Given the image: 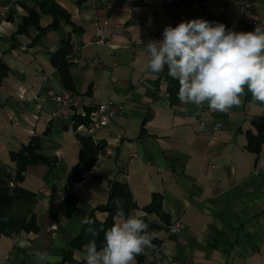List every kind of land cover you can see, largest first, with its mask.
Segmentation results:
<instances>
[{"label":"crops","instance_id":"0c3cea01","mask_svg":"<svg viewBox=\"0 0 264 264\" xmlns=\"http://www.w3.org/2000/svg\"><path fill=\"white\" fill-rule=\"evenodd\" d=\"M46 1L65 13L55 27L41 10ZM1 7L0 168L15 175L11 154L33 140L41 161L25 167L20 184L35 195V231L1 237L0 264H41L36 251L55 258L47 264H86V241L102 246L91 235L78 239L89 219L107 221L114 184L129 190L131 213L160 228L142 264L156 244L159 264H264V104L247 93L228 112L205 104L200 113L169 92L164 71H145V45L161 40L166 26L203 18L254 31L264 28V0L247 13L255 27L237 23L232 0H0ZM33 15L36 24L25 26ZM97 28L103 45L93 43ZM62 48L94 65L58 69L51 58ZM63 91L73 94L74 110L52 120L50 94ZM104 101L124 110L92 131ZM81 139L100 148L88 170L79 166ZM155 195L161 216L144 211ZM177 221L180 234H167Z\"/></svg>","mask_w":264,"mask_h":264},{"label":"clouds","instance_id":"9594fccd","mask_svg":"<svg viewBox=\"0 0 264 264\" xmlns=\"http://www.w3.org/2000/svg\"><path fill=\"white\" fill-rule=\"evenodd\" d=\"M149 75L168 69V75L178 81L177 98L182 104L228 112L244 102L251 93L252 102L264 104V28L254 31L226 29L223 23H211L198 18L168 25L163 38L146 45ZM142 214L117 209V219L104 235L98 249L96 241L84 246L86 264H134L137 255L153 247L152 234L141 218ZM20 247L27 241L18 239ZM41 264L55 259L49 253L36 251Z\"/></svg>","mask_w":264,"mask_h":264},{"label":"trees","instance_id":"16d2710c","mask_svg":"<svg viewBox=\"0 0 264 264\" xmlns=\"http://www.w3.org/2000/svg\"><path fill=\"white\" fill-rule=\"evenodd\" d=\"M82 1V0H80ZM84 1V0H83ZM184 2L185 0H181ZM42 12L49 14L53 20V27L59 24L60 18L65 17L64 11L54 5L51 1H46L41 5ZM36 16V15H35ZM35 16H30L29 19H26L25 26L28 23L32 22L36 24L37 20ZM69 51L64 48L60 49L58 53H56L52 58L51 62L59 69L60 67H67L68 64L65 61L66 56ZM167 66H165L164 74H166V78L168 80V88L170 93H178L179 84L178 81L170 77L168 74ZM78 122H86L85 120L78 119ZM262 138V135L259 137ZM258 139V138H257ZM81 151L79 154V166L88 170L92 167L93 161L95 157L100 152V148L98 146H94L92 142L88 139H81ZM39 146L36 140H33L27 146H24L19 149L18 153H12L10 159L12 162H15L17 165V170L15 175H12L5 171L4 168H0V238L1 237H11L16 235L19 232H34L35 228L34 224V204H35V195L24 190L22 187L20 188V184L23 181L22 173L25 167L28 164H33L34 161L40 160V156L37 154L39 151ZM13 184L11 187L10 184ZM115 191H118L115 194V191L112 192L110 199L107 203L106 212L109 213L107 221L99 224L92 219L85 224L82 233L80 234V239L85 236L91 235L93 238H97L100 245L104 244V235L105 232L111 228L114 224V217H117V209L122 208L125 217L129 213H131L135 209V204L131 200L129 190L125 187V185H117L114 184L112 187ZM115 199L114 201H112ZM146 213L155 212L159 216H161V204L160 198L155 195L151 200V205L144 209ZM148 225V232L152 234L153 231L160 229L159 226L153 224L152 222H146ZM156 240L152 239L151 243ZM87 244L89 241H86ZM86 242H80V245H83ZM136 259L141 264L143 263V252L140 255L136 256Z\"/></svg>","mask_w":264,"mask_h":264},{"label":"built area","instance_id":"2783aa9c","mask_svg":"<svg viewBox=\"0 0 264 264\" xmlns=\"http://www.w3.org/2000/svg\"><path fill=\"white\" fill-rule=\"evenodd\" d=\"M12 2L15 0H11ZM231 1V0H230ZM237 3L238 10H237V23H245L248 24L250 27H255L256 23L255 21H250L246 19L247 13L250 10L254 0H232ZM5 10L3 7L0 8V16L1 14H4ZM103 32L100 28H97L96 30V37L93 41L96 45H103L104 39L102 37ZM72 52L77 51L78 48L76 45L72 47ZM65 61L71 65H78L81 67H85L87 65H94V62H85L77 57H73L71 54H68L65 58ZM73 94L68 91H63L61 93H51L50 94V101L53 103V110L50 113V118L52 120L62 121L63 119L67 118L70 111L74 110L73 105ZM200 113L206 112L207 107L206 105L202 107H197ZM124 110V105L119 103H114L112 101H104V103L98 104L96 108V119H94L91 122L90 130L92 131H98L101 129H104L108 123L112 120H114L115 117H117L122 111ZM200 125L205 126L204 121L200 120ZM10 186L12 187L13 184L11 183ZM182 229V223L181 221L174 222L170 225H168L165 229L167 234H180V231ZM156 249L152 255L148 257L145 264H159V256L160 252L162 251L163 247H161V244H156Z\"/></svg>","mask_w":264,"mask_h":264}]
</instances>
